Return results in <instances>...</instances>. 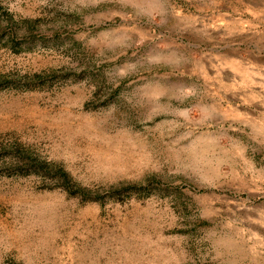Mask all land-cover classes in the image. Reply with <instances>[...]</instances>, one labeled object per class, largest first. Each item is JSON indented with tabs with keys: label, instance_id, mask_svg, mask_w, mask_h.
Segmentation results:
<instances>
[{
	"label": "rangeland",
	"instance_id": "1",
	"mask_svg": "<svg viewBox=\"0 0 264 264\" xmlns=\"http://www.w3.org/2000/svg\"><path fill=\"white\" fill-rule=\"evenodd\" d=\"M0 264H264V0H0Z\"/></svg>",
	"mask_w": 264,
	"mask_h": 264
}]
</instances>
